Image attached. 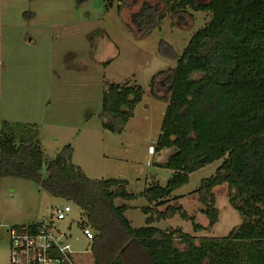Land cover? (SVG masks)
<instances>
[{"label": "trees", "instance_id": "16d2710c", "mask_svg": "<svg viewBox=\"0 0 264 264\" xmlns=\"http://www.w3.org/2000/svg\"><path fill=\"white\" fill-rule=\"evenodd\" d=\"M106 1L111 6L114 0ZM115 1L121 10L125 0ZM187 8L210 17L174 56L176 66L162 84L167 106L154 153L168 154L157 163L172 172L164 187L152 182L138 195L128 193L125 180L87 178L71 163L69 146L45 162L38 140L0 131V179L32 181L79 209V228L93 233V264H264V0L144 2L130 25L144 38L166 15ZM141 100L139 86L109 84L102 95V128L122 133ZM215 162L220 165L194 192L207 220L203 226L170 203L183 198L173 193L192 173ZM223 184L241 223L226 237L199 235L218 221L213 189ZM138 197L147 202L141 208L146 219L134 228L125 215L129 207L116 201ZM176 214L192 223L194 235L153 226Z\"/></svg>", "mask_w": 264, "mask_h": 264}, {"label": "rangeland", "instance_id": "374dc122", "mask_svg": "<svg viewBox=\"0 0 264 264\" xmlns=\"http://www.w3.org/2000/svg\"><path fill=\"white\" fill-rule=\"evenodd\" d=\"M107 2L0 0V131L38 140L45 162L69 146L71 163L87 178L125 180L127 192L138 195L152 182L164 187L171 178L170 170L157 166L167 159V152L154 153L167 106L168 89L162 84L176 66L174 56L182 54L210 16L187 8L166 15L148 36L140 38L130 16L144 2L154 6L159 0H125L121 10L115 0L111 6ZM112 83L137 85L142 91L141 102L120 134L101 126L102 95ZM219 165L215 162L192 173L173 193L183 198L170 203L181 205L203 226L207 220L200 215L194 192ZM227 192L225 184L213 189L218 221L199 235L226 237L241 223ZM122 204L129 207L125 215L132 227L145 226L143 198L116 201ZM66 205L71 212L55 221L52 213ZM50 217L57 230L70 236L73 263L93 264L91 242L78 226L80 210L50 197L34 182L16 178L0 179V264H8L9 227ZM153 226L194 235L192 223L178 214Z\"/></svg>", "mask_w": 264, "mask_h": 264}, {"label": "built area", "instance_id": "2783aa9c", "mask_svg": "<svg viewBox=\"0 0 264 264\" xmlns=\"http://www.w3.org/2000/svg\"><path fill=\"white\" fill-rule=\"evenodd\" d=\"M70 212V207L66 205L51 216L55 221H62ZM53 217L49 221L15 225L7 229L8 264H74L68 244L70 236L54 227ZM81 231L87 241L93 240L89 228Z\"/></svg>", "mask_w": 264, "mask_h": 264}]
</instances>
